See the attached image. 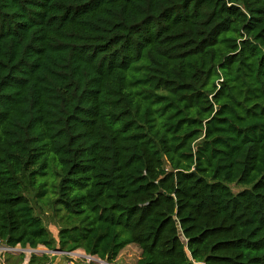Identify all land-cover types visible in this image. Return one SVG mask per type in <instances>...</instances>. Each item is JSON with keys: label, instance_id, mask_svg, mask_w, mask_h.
Masks as SVG:
<instances>
[{"label": "trees", "instance_id": "trees-1", "mask_svg": "<svg viewBox=\"0 0 264 264\" xmlns=\"http://www.w3.org/2000/svg\"><path fill=\"white\" fill-rule=\"evenodd\" d=\"M0 244L264 264V0H0Z\"/></svg>", "mask_w": 264, "mask_h": 264}, {"label": "crops", "instance_id": "crops-1", "mask_svg": "<svg viewBox=\"0 0 264 264\" xmlns=\"http://www.w3.org/2000/svg\"><path fill=\"white\" fill-rule=\"evenodd\" d=\"M38 254L35 256L38 258L36 264L41 263L40 260L45 259L44 264H66L68 258L63 255V252L50 251L45 247L37 248ZM142 251L136 245L127 246L119 256L112 263L102 261V264H137L141 258ZM32 256L22 255H8L3 258L0 257V264H30ZM98 264V263H95Z\"/></svg>", "mask_w": 264, "mask_h": 264}, {"label": "built area", "instance_id": "built-area-1", "mask_svg": "<svg viewBox=\"0 0 264 264\" xmlns=\"http://www.w3.org/2000/svg\"><path fill=\"white\" fill-rule=\"evenodd\" d=\"M2 246V248H0V254H2V256H6V255H22L27 254L29 256H33L38 254L37 249H30L29 251L26 250L27 248H22L20 245L16 246V247H11L5 244H0V246ZM33 253V254H32ZM63 255H65L68 260L66 262V264H102V261L97 258V257H93V256H89L87 255L85 252L83 251H74V252H63Z\"/></svg>", "mask_w": 264, "mask_h": 264}, {"label": "rangeland", "instance_id": "rangeland-1", "mask_svg": "<svg viewBox=\"0 0 264 264\" xmlns=\"http://www.w3.org/2000/svg\"><path fill=\"white\" fill-rule=\"evenodd\" d=\"M219 82H221V81H219ZM217 83V84H220V83ZM230 188L232 189V191L234 192V193H238V192H240V191H242L243 189H244V187H240V186H237V185H230ZM49 228H50V230H51V232H53V234H56L57 233V228L54 226V225H50L49 226ZM2 246L3 245H1L0 246V248H2ZM31 248H27L26 250H30ZM1 251V250H0ZM33 254V253H32ZM6 256H8V255H6ZM22 256H29V255H27V254H22ZM0 257H2L3 258V256H2V254H0Z\"/></svg>", "mask_w": 264, "mask_h": 264}, {"label": "water", "instance_id": "water-1", "mask_svg": "<svg viewBox=\"0 0 264 264\" xmlns=\"http://www.w3.org/2000/svg\"><path fill=\"white\" fill-rule=\"evenodd\" d=\"M60 252V251H59Z\"/></svg>", "mask_w": 264, "mask_h": 264}]
</instances>
